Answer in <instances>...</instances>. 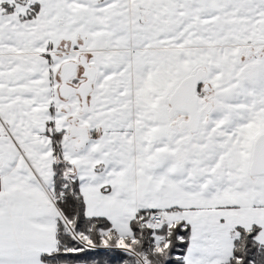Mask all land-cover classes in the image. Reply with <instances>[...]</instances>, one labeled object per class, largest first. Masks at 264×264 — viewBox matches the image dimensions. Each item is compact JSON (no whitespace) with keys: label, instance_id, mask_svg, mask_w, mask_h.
Instances as JSON below:
<instances>
[{"label":"snow or ice","instance_id":"snow-or-ice-1","mask_svg":"<svg viewBox=\"0 0 264 264\" xmlns=\"http://www.w3.org/2000/svg\"><path fill=\"white\" fill-rule=\"evenodd\" d=\"M0 264H264V0H0Z\"/></svg>","mask_w":264,"mask_h":264}]
</instances>
